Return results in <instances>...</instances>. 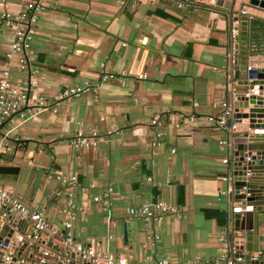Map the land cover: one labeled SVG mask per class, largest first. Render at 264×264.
I'll list each match as a JSON object with an SVG mask.
<instances>
[{
  "label": "crops",
  "instance_id": "1",
  "mask_svg": "<svg viewBox=\"0 0 264 264\" xmlns=\"http://www.w3.org/2000/svg\"><path fill=\"white\" fill-rule=\"evenodd\" d=\"M25 1L0 0V14ZM41 2L31 62L39 92L52 99L64 87L90 83L97 90L4 122L0 139L10 150L0 148L1 184L59 230L47 242L55 254L66 253L62 206L71 201V233L87 244L98 240L102 252L135 264H225L231 183L224 177L231 174L221 160L231 159L230 135L208 117L220 116L223 102L231 105L233 87L243 91L229 62L230 12L183 0ZM10 40L0 26V69ZM103 70L114 76L100 80ZM155 117L160 125L150 124ZM89 128L101 134L99 144L74 150L67 138ZM155 134L159 143L151 145ZM56 173L94 188L68 197ZM107 188L108 204L92 200ZM150 199L175 204L182 215L153 222L126 213ZM40 257L24 248L17 260Z\"/></svg>",
  "mask_w": 264,
  "mask_h": 264
},
{
  "label": "built area",
  "instance_id": "2",
  "mask_svg": "<svg viewBox=\"0 0 264 264\" xmlns=\"http://www.w3.org/2000/svg\"><path fill=\"white\" fill-rule=\"evenodd\" d=\"M2 5V3H0ZM44 9L41 0H27L22 8L17 12L3 11L0 14V24L11 32V40L8 50L4 56V66L0 69V127L4 122L11 121L14 116H19L26 119V115L35 116L44 110L53 108V105L66 97L80 96L83 94L96 93L97 87L92 89L88 83L76 87H64L59 90L58 94L52 99L44 97L38 90L37 82L34 78V70L31 60L34 55L32 42L37 30L39 12ZM230 63L233 60L230 59ZM26 73L23 80H16L15 74ZM114 74L107 73L103 70L100 80L112 78ZM144 75H140V77ZM94 91V92H93ZM234 99L232 95L231 102ZM55 102V103H54ZM55 111V109H52ZM232 107L229 102L222 103V111L220 116L208 117L211 122H216L220 127H224L228 132L231 127L227 126V117L231 112ZM151 125H160V120L155 117L150 121ZM121 131H118L120 133ZM108 133H111L109 131ZM156 139L151 145H157L159 142ZM101 134L95 129L77 130L69 137V145L76 150H88L96 147L100 142ZM226 143V141H223ZM0 148L10 150V146L5 141V138L0 139ZM223 164H228L229 160L224 158L221 160ZM59 183L67 189V196L73 195V190H79L82 193H89L94 188V185L83 184L76 175L63 176L55 174ZM231 182V176L228 174L224 177ZM111 188H107L106 195L101 196L95 194L92 196L94 202L108 204L109 200L106 196L111 193ZM0 210L6 214H18L19 218L27 220L29 230H25L18 243H13V249H10V244L2 246L5 253L1 258V264H9L14 255L16 246L25 243V248L33 250L34 248L40 252L41 257L36 261H28L25 258L16 260V263L23 264H45L49 263L48 258L54 257L60 264H69L72 261L70 256L74 254L73 260L76 264H135L131 263L128 257L124 255H114L110 252H102L97 247L98 240H92L89 244L74 237L71 233L72 220L74 219L76 207L71 201H67L62 206V212L67 213L68 219L62 222L63 234L61 245L66 247V253L55 254L48 246L47 242L51 237L59 233V230L48 229V222L41 211L30 210L23 205L16 197H14L0 182ZM126 213L129 216L141 218L147 221L161 222L164 216L174 215L180 217L182 210L179 206L166 202L161 199H150L143 202L137 207H128ZM17 247V248H18ZM17 251V250H16ZM232 246L229 240H225V247L220 260L225 264H234L232 257ZM158 264H168L167 260H161Z\"/></svg>",
  "mask_w": 264,
  "mask_h": 264
},
{
  "label": "water",
  "instance_id": "3",
  "mask_svg": "<svg viewBox=\"0 0 264 264\" xmlns=\"http://www.w3.org/2000/svg\"><path fill=\"white\" fill-rule=\"evenodd\" d=\"M183 1L229 11L232 15L228 45L233 60L231 68L236 84L243 87V91L231 89L234 99L226 120L231 127L228 240L234 264H264V67L260 66L264 63V20L256 17L258 12L264 13V0ZM262 17L264 19V14ZM2 214L0 264L2 246L11 243L10 249H13V243L20 241L27 225V220L19 218L18 214ZM24 248L25 243L9 264H18L17 257ZM70 256L69 264H76L74 254Z\"/></svg>",
  "mask_w": 264,
  "mask_h": 264
},
{
  "label": "rangeland",
  "instance_id": "4",
  "mask_svg": "<svg viewBox=\"0 0 264 264\" xmlns=\"http://www.w3.org/2000/svg\"><path fill=\"white\" fill-rule=\"evenodd\" d=\"M0 26L3 27L1 24H0ZM8 31H9V30H8ZM10 34H11V32H10ZM32 61H33V58H32V60H31V62H32ZM31 64H32V63H31ZM32 66H33V65H32ZM88 84H90V83H88ZM90 85L92 86V89H95V88H96V85H95V84H90ZM78 86H82V85H78ZM72 87H76V86H72ZM93 92H94V91H93ZM94 93H95V92H94ZM57 94H58V93H57ZM71 97H75V96H71ZM66 98H69V97H66ZM66 98H65V99H66ZM78 130H79V129H78ZM76 131H77V130H76ZM76 131H75V132H76ZM75 132H74V133H75ZM74 133H73V134H74ZM73 134H72V135H73ZM72 135H71V136H72ZM71 136H70V137H71ZM68 140H69V138H67V141H68ZM74 150H76V149H74ZM76 151H80V150H76Z\"/></svg>",
  "mask_w": 264,
  "mask_h": 264
}]
</instances>
